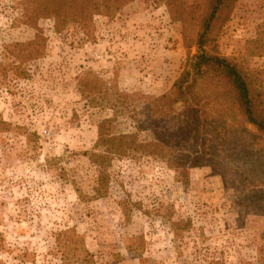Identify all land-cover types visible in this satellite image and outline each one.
Segmentation results:
<instances>
[{
    "label": "rangeland",
    "instance_id": "rangeland-1",
    "mask_svg": "<svg viewBox=\"0 0 264 264\" xmlns=\"http://www.w3.org/2000/svg\"><path fill=\"white\" fill-rule=\"evenodd\" d=\"M23 18L21 0H0V264H59L56 245L70 235L94 264H258L264 215L235 210H264V185L252 186L256 177L244 163L227 164L225 185L209 164L188 168L182 183L150 155H111L100 168L85 153L97 122L113 115L114 135L154 136L180 150L176 114L151 120L147 131L135 126L147 122L148 96L167 92L195 53V23L182 27L152 0L59 31L49 14L36 21L44 42L33 58L27 42L36 31ZM217 43L221 55L258 71L264 91V0H236ZM255 48L263 52L251 55ZM86 72L107 87L92 104L78 85ZM105 96L123 105L116 115ZM227 134L220 130L207 144ZM258 140L264 146V136ZM258 189L262 197L249 196Z\"/></svg>",
    "mask_w": 264,
    "mask_h": 264
},
{
    "label": "trees",
    "instance_id": "trees-1",
    "mask_svg": "<svg viewBox=\"0 0 264 264\" xmlns=\"http://www.w3.org/2000/svg\"><path fill=\"white\" fill-rule=\"evenodd\" d=\"M129 1L131 0H21L24 11L22 23L36 31L33 39L27 42L34 46L31 57H40L43 53L44 37L36 26L38 18L50 14L56 31L70 23L81 27L91 15L112 13ZM152 1L163 4L170 18L178 20L182 27L188 21L195 23L192 44L196 51L184 64L167 92L159 96H148L145 107L147 122L143 128L137 124L135 129L147 131L151 120L174 113L179 120L175 128V137L178 138L175 143H181L180 150L167 147L154 136L147 141H137L134 133L114 135L111 131V123L115 117L113 115L97 122L92 150L85 152L89 161L103 168L104 162L111 155L146 154L172 169L182 183L186 182L188 168L209 164L214 166L215 173L221 177L224 185L229 175L227 164L244 163L252 170L253 177H256V184L252 186L264 185V146L258 140L260 136H264V91L256 76L258 71L250 70L235 58L221 55L218 51V34L228 20L236 0H192L189 4L182 0ZM262 52L263 50L255 48L251 55ZM18 60H22L21 55H18ZM78 85L82 98L89 104L93 103L99 93L107 90L105 83L90 72L80 77ZM115 92L117 96L123 95L118 90ZM100 98L106 102L103 96ZM107 99L114 100L108 105L116 115L115 111L123 105L116 97ZM176 104L179 108L177 111L174 108ZM235 111L241 119L235 118ZM230 122L231 126L226 127ZM244 125H250L255 133L247 130ZM220 130L228 133L226 140L216 142L214 147L208 145L209 141H214L219 135ZM102 172L100 170L98 175L101 184L104 182ZM256 192L258 195L249 196H255V199L262 197L259 189ZM100 193L102 192L98 195ZM235 213L238 217L240 214L264 215V210L241 208L235 210ZM55 251L59 264H94L81 238L76 235L61 239ZM257 253L258 264H264V247L258 248Z\"/></svg>",
    "mask_w": 264,
    "mask_h": 264
}]
</instances>
